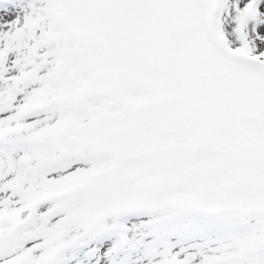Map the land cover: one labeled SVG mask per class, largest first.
I'll list each match as a JSON object with an SVG mask.
<instances>
[{"label":"snow or ice","instance_id":"snow-or-ice-1","mask_svg":"<svg viewBox=\"0 0 264 264\" xmlns=\"http://www.w3.org/2000/svg\"><path fill=\"white\" fill-rule=\"evenodd\" d=\"M0 264H264V0H0Z\"/></svg>","mask_w":264,"mask_h":264}]
</instances>
